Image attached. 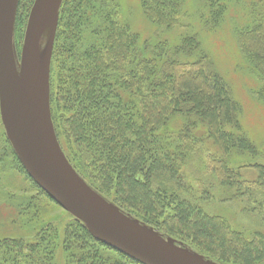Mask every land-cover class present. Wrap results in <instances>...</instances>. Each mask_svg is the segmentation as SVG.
<instances>
[{"label": "trees", "instance_id": "16d2710c", "mask_svg": "<svg viewBox=\"0 0 264 264\" xmlns=\"http://www.w3.org/2000/svg\"><path fill=\"white\" fill-rule=\"evenodd\" d=\"M25 1L24 9L22 0L15 7L17 52L18 35L23 34L34 0ZM139 6L148 21L168 31L178 25L184 0H139ZM122 10L123 0L61 2L50 61L49 107L62 152L98 194L163 237L214 264L231 259L237 264H264V231L245 236L177 192L183 186L180 164L190 152L191 140L198 138L197 131H203L223 155L235 151L258 155L256 145L242 132L238 103L197 34L185 32L173 45L141 39ZM225 11V0H197V18L208 30L221 22ZM254 11L251 23L239 30L238 42L264 94V7ZM55 69L60 95L53 114ZM175 118H182V123L175 136H166ZM57 126L63 129L60 133ZM2 134L0 167L9 160L39 195L52 201L26 173L4 129ZM211 162L218 180L229 184L234 172L226 160ZM255 168L264 178V166ZM32 208L34 217L43 218ZM70 216L62 239L50 220L32 242L1 239L0 264H54L58 251L66 264H141L95 239Z\"/></svg>", "mask_w": 264, "mask_h": 264}, {"label": "rangeland", "instance_id": "374dc122", "mask_svg": "<svg viewBox=\"0 0 264 264\" xmlns=\"http://www.w3.org/2000/svg\"><path fill=\"white\" fill-rule=\"evenodd\" d=\"M24 2L28 3L22 0L23 9ZM225 3L226 11L221 22L211 30L206 29L197 18L195 12L197 0H184L178 25L168 31L156 27L144 17L139 0H123L122 12L124 11V16L130 22L132 30L141 39L150 41L162 39L173 45L185 32L197 34L214 69L222 77L233 99L238 103L242 132L256 145L258 155L241 154L237 151L230 155H223L212 141L206 138L203 131H197L194 135L198 138L191 140L190 152L180 164L183 186L177 192L183 198L201 207L207 214L222 217L231 229L250 237L257 231H264V178H261V173L255 168L256 164L264 166V94L260 92L262 83L258 75L241 53L238 32L251 23L252 16L256 12L255 8L264 7V0H225ZM22 16H24L23 12ZM23 26L21 25L24 28L23 34L18 35L17 41V45L21 43L19 52L15 49L18 71L26 23ZM50 29L51 24L48 23L41 36L40 48L45 45ZM51 81L53 93L51 107L55 114L57 99L60 95L56 69L52 72ZM180 119L182 118L171 121L166 136H175L174 131L182 123ZM55 121L58 124L60 122L56 118ZM3 127L0 125V153L5 146ZM57 130L60 133L63 129L57 126ZM214 158L225 159L228 167L234 172L228 177L229 184L221 183L213 172L211 160ZM166 186L170 187V183ZM19 204L22 208L18 207ZM32 207L37 208L43 218L34 217ZM70 215L72 214L55 202L39 195L13 164L12 166L9 164V160L6 166L0 167V240L19 238L25 242H32L47 220H50L57 228L59 237L62 239L63 230L71 220ZM55 254L54 264H66L60 251ZM222 263L237 264L232 259Z\"/></svg>", "mask_w": 264, "mask_h": 264}, {"label": "water", "instance_id": "95a60500", "mask_svg": "<svg viewBox=\"0 0 264 264\" xmlns=\"http://www.w3.org/2000/svg\"><path fill=\"white\" fill-rule=\"evenodd\" d=\"M62 0H34L20 57L15 60L17 0H0V114L5 135L33 182L79 219L97 240L141 264H214L123 213L98 194L68 162L58 143L49 107L53 40ZM51 29L45 45L40 40Z\"/></svg>", "mask_w": 264, "mask_h": 264}, {"label": "bare ground", "instance_id": "6f19581e", "mask_svg": "<svg viewBox=\"0 0 264 264\" xmlns=\"http://www.w3.org/2000/svg\"><path fill=\"white\" fill-rule=\"evenodd\" d=\"M43 35V34H42Z\"/></svg>", "mask_w": 264, "mask_h": 264}]
</instances>
